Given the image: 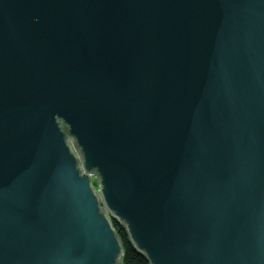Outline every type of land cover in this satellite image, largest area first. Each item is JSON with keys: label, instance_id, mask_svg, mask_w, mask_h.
I'll return each mask as SVG.
<instances>
[{"label": "water", "instance_id": "water-1", "mask_svg": "<svg viewBox=\"0 0 264 264\" xmlns=\"http://www.w3.org/2000/svg\"><path fill=\"white\" fill-rule=\"evenodd\" d=\"M110 216L264 264V0H0V264H122Z\"/></svg>", "mask_w": 264, "mask_h": 264}, {"label": "trees", "instance_id": "trees-1", "mask_svg": "<svg viewBox=\"0 0 264 264\" xmlns=\"http://www.w3.org/2000/svg\"><path fill=\"white\" fill-rule=\"evenodd\" d=\"M114 226L116 227L118 237L124 247L125 255L123 257V264H149L147 259L135 249L126 230L116 223H114Z\"/></svg>", "mask_w": 264, "mask_h": 264}, {"label": "bare ground", "instance_id": "bare-ground-1", "mask_svg": "<svg viewBox=\"0 0 264 264\" xmlns=\"http://www.w3.org/2000/svg\"><path fill=\"white\" fill-rule=\"evenodd\" d=\"M96 177H94V175H92V178H91V184L93 185V187L95 188V190L96 191H98V189H99V184H98V181H97V179H95ZM102 202V201H101ZM110 218V222H111V224H112V227L114 228V230L117 232V230H116V227L114 226V223H116V224H118L117 223V220L113 217V216H110L109 217ZM119 225V224H118ZM120 226V225H119ZM126 233H127V231H126ZM127 235H128V233H127ZM121 242V241H120ZM122 244V243H121ZM122 247H123V245H122ZM123 249H124V247H123ZM124 255H125V252L123 253V257H124ZM122 264H123V258H122Z\"/></svg>", "mask_w": 264, "mask_h": 264}, {"label": "rangeland", "instance_id": "rangeland-1", "mask_svg": "<svg viewBox=\"0 0 264 264\" xmlns=\"http://www.w3.org/2000/svg\"><path fill=\"white\" fill-rule=\"evenodd\" d=\"M96 179V178H95Z\"/></svg>", "mask_w": 264, "mask_h": 264}]
</instances>
